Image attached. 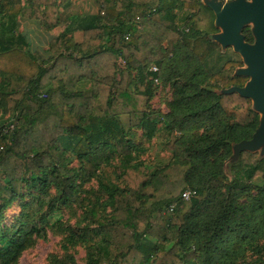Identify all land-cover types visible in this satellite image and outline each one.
<instances>
[{
	"label": "trees",
	"instance_id": "trees-1",
	"mask_svg": "<svg viewBox=\"0 0 264 264\" xmlns=\"http://www.w3.org/2000/svg\"><path fill=\"white\" fill-rule=\"evenodd\" d=\"M73 4L0 0V108L17 117L9 133L0 127V264H14L26 238L46 239L55 210L75 207H91V226L71 231L84 264H264V185L248 184L264 180V158L244 152L231 177L225 168L260 119L249 99L210 89L246 82L234 74L242 62L212 40V10L201 0H96L97 14L64 17ZM21 18L42 34L20 33ZM243 34L254 42L250 28ZM29 35L48 36L45 53ZM156 80L173 90L166 113L151 107ZM158 135L172 156L154 165L141 158ZM92 180L95 203L81 197ZM25 191L38 194L4 225Z\"/></svg>",
	"mask_w": 264,
	"mask_h": 264
},
{
	"label": "rangeland",
	"instance_id": "rangeland-1",
	"mask_svg": "<svg viewBox=\"0 0 264 264\" xmlns=\"http://www.w3.org/2000/svg\"><path fill=\"white\" fill-rule=\"evenodd\" d=\"M202 3L204 4V0H201ZM219 2H231L232 0H218ZM88 7L85 8L86 11H93L94 9V1H90V3L87 5ZM75 8L73 13L75 12ZM214 13V12H213ZM215 15V14H214ZM215 24H216V16H215ZM217 28V26H216ZM246 28H252V26H247ZM245 28V29H246ZM31 29L32 31L38 30V27H36L33 22L27 21L24 18H21V28H20V33H27ZM217 33H214L212 35V40L214 41V36L217 35L218 33H221V30L219 28ZM30 40H31V50L40 52L38 54H43L45 53V50L48 47L47 44V38L43 40L44 45L41 47V43L38 42V39L36 38V35H29ZM215 42V41H214ZM221 52L223 55H227V57H235L236 60H239L242 62V67L236 68L235 70V75L237 71L241 68H246V65L244 64V61L242 57L235 53L233 48H228L224 49L222 47ZM36 56V53H34ZM43 55L42 57H44ZM43 61V60H40ZM122 63V62H121ZM124 65V63H122ZM245 79V84L242 85L244 87L248 82L249 78L247 77H242ZM211 84L209 85L212 89L214 90L217 94L223 95L224 91L228 89H223L219 85V82L213 81L210 82ZM157 84V83H156ZM85 90L88 89V85L82 86ZM156 91H157V96L154 98V100L151 103V107L153 110H161L163 113L167 112V107L168 103L172 100V93L173 90L168 86L164 87L159 80V83L156 85ZM253 109L254 106L252 105ZM255 111V109H254ZM256 112V111H255ZM261 114H259V119H261ZM125 119V117H124ZM17 123V117L16 115H12L11 113H4L3 109L0 108V127H6L4 129V134L9 133L10 131L13 130L14 125ZM256 133V132H255ZM253 134L252 138L250 140H245V141H251L255 135ZM178 136L180 133H177ZM140 137L137 135V138ZM167 137V136H166ZM165 136L163 135H158V141L154 142V144H151V154L148 155H143L142 160H145L146 162L153 163L154 165L157 164V161L161 159L159 163H168L171 159V154L167 153L164 149L163 146L165 145ZM242 141V142H245ZM240 142V143H242ZM237 143L236 145L240 144ZM146 147L148 145L145 144ZM235 146V145H234ZM257 154L259 159L264 158V150L259 149L255 152H250ZM233 157V155H232ZM231 157V158H232ZM231 158L225 163V168L226 172L231 177V174L228 171V165L235 163L230 162ZM238 161V160H237ZM78 161L74 159L71 167H78ZM120 172V170H118ZM249 186H263L264 185V180H261L260 178L256 179L255 181L248 182ZM210 187L212 188H219L221 189L220 183L213 182L210 183ZM98 189V183L95 180L88 181L84 185L82 192H81V197L82 199L87 198L88 200H91L92 203H95V197H94V192ZM256 191L253 190L251 192L252 195H255ZM38 194V191H25L22 197L16 201L15 203L11 204L10 207L6 210L4 214V220L3 224L4 225H12L16 218H18L22 211H24L23 205L26 203H29L32 201L34 198H36ZM101 203L105 206L108 204V200L106 197H104L101 200ZM45 210L47 213L49 212V207L46 205ZM90 210L91 207L88 208H63L62 210H55L53 214L51 215V219L49 222H47V231H46V239H41L37 238L36 236L31 237V238H26L24 242V250L22 251L21 255L19 256L18 260L14 264H57V263H65V264H70L72 262H75L76 264H84L87 262V253H86V247L84 242L73 236L72 235V230L73 229H84L87 226H91V218H90ZM26 211V209H25ZM110 211V209L108 210ZM237 242V241H235ZM264 242V241H263ZM241 243V242H239ZM262 246V242H256L253 245H249V247L246 249L247 250V256L249 258L254 259L253 251L256 250L257 247ZM245 248V246H244Z\"/></svg>",
	"mask_w": 264,
	"mask_h": 264
},
{
	"label": "water",
	"instance_id": "water-1",
	"mask_svg": "<svg viewBox=\"0 0 264 264\" xmlns=\"http://www.w3.org/2000/svg\"><path fill=\"white\" fill-rule=\"evenodd\" d=\"M204 5L214 12L215 25L221 30L214 41L224 49L233 48L242 57L246 68L239 69L236 76L250 79L244 87H232L223 95L238 94L249 99L262 116L253 139L234 146L230 162H235L244 152L264 150V0H204ZM247 26H252L253 44L243 34Z\"/></svg>",
	"mask_w": 264,
	"mask_h": 264
},
{
	"label": "crops",
	"instance_id": "crops-1",
	"mask_svg": "<svg viewBox=\"0 0 264 264\" xmlns=\"http://www.w3.org/2000/svg\"><path fill=\"white\" fill-rule=\"evenodd\" d=\"M72 1L74 4L72 6L69 5H64V9H63V16L64 17H69V16H73V15H95L98 13L99 7L96 4V0H70ZM90 1H94V9L93 11L89 12L86 11L85 8H87L88 4L90 3ZM74 8L76 9L75 12L73 13L72 10H74ZM36 27H38L37 24H35ZM38 33L42 34L41 31L38 28ZM45 37L47 38L48 41V36L45 35ZM38 42L41 43V47L44 45V43L42 41H40V39H38Z\"/></svg>",
	"mask_w": 264,
	"mask_h": 264
},
{
	"label": "built area",
	"instance_id": "built-area-1",
	"mask_svg": "<svg viewBox=\"0 0 264 264\" xmlns=\"http://www.w3.org/2000/svg\"><path fill=\"white\" fill-rule=\"evenodd\" d=\"M152 71L153 72H157L158 71V68L157 67H153L152 68ZM157 84L159 83V81L158 80H156L155 81ZM196 195V191H194V190H187V191H185L184 192V194H183V199L185 200V201H189V200H191L194 196Z\"/></svg>",
	"mask_w": 264,
	"mask_h": 264
},
{
	"label": "flooded vegetation",
	"instance_id": "flooded-vegetation-1",
	"mask_svg": "<svg viewBox=\"0 0 264 264\" xmlns=\"http://www.w3.org/2000/svg\"><path fill=\"white\" fill-rule=\"evenodd\" d=\"M254 43V42H253ZM253 43H250V44H253Z\"/></svg>",
	"mask_w": 264,
	"mask_h": 264
}]
</instances>
